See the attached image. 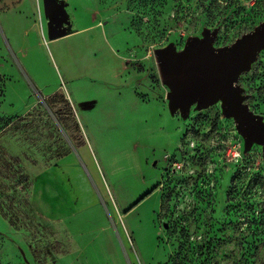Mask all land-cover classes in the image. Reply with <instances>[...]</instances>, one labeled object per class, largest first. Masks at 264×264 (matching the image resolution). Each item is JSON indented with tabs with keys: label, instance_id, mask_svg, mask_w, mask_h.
<instances>
[{
	"label": "rangeland",
	"instance_id": "1",
	"mask_svg": "<svg viewBox=\"0 0 264 264\" xmlns=\"http://www.w3.org/2000/svg\"><path fill=\"white\" fill-rule=\"evenodd\" d=\"M21 1L0 0V11ZM55 2L65 33L76 17L101 23L108 42H128L130 73L107 108L128 119L102 131L96 149L114 243L108 255L93 243L76 247L32 210L34 174L87 137L64 85L48 97L30 88L36 106L21 111L12 79L0 75V264H264V44L233 76L241 126L219 94L207 108L202 98L178 105L156 56L205 44L211 57L228 52L264 27V0ZM1 60L19 72L18 59Z\"/></svg>",
	"mask_w": 264,
	"mask_h": 264
},
{
	"label": "crops",
	"instance_id": "2",
	"mask_svg": "<svg viewBox=\"0 0 264 264\" xmlns=\"http://www.w3.org/2000/svg\"><path fill=\"white\" fill-rule=\"evenodd\" d=\"M75 22L77 27L71 30L68 26ZM83 23V19L69 18L67 32L51 38L44 0H23L12 9L0 11V75L12 79L8 94L17 97L21 111L36 106L30 88L48 97L64 85L72 95L87 143L79 152H69L34 174L31 206L45 221L71 235L76 247L93 243L108 255L114 238L110 215L102 205L108 195L101 168L106 163L104 157L99 159L96 149L103 146L105 131L128 119L119 111L107 110L115 102L112 92L125 85L130 73L123 53L128 42L125 38L108 42L101 23ZM63 26L55 27L63 30ZM9 57L19 60V72L13 65L4 66L1 59ZM51 76L58 81L46 84ZM93 103L92 109L98 110L88 113L87 107Z\"/></svg>",
	"mask_w": 264,
	"mask_h": 264
},
{
	"label": "water",
	"instance_id": "3",
	"mask_svg": "<svg viewBox=\"0 0 264 264\" xmlns=\"http://www.w3.org/2000/svg\"><path fill=\"white\" fill-rule=\"evenodd\" d=\"M44 13L52 26L49 36H63L65 29L58 30L55 26L65 13L55 0H44ZM263 44L264 27L240 45L215 57L208 54V44L191 46L183 55L174 54L171 49L158 51V69L162 79L176 89L178 105L186 104L189 99L202 98L207 108L215 102L216 94H219L226 100L230 112L237 115L241 126L242 105L234 88L233 76Z\"/></svg>",
	"mask_w": 264,
	"mask_h": 264
},
{
	"label": "trees",
	"instance_id": "4",
	"mask_svg": "<svg viewBox=\"0 0 264 264\" xmlns=\"http://www.w3.org/2000/svg\"><path fill=\"white\" fill-rule=\"evenodd\" d=\"M10 124V122L7 124V126Z\"/></svg>",
	"mask_w": 264,
	"mask_h": 264
}]
</instances>
